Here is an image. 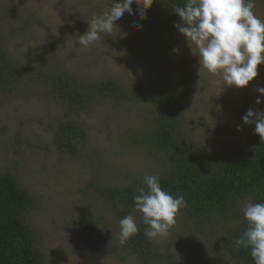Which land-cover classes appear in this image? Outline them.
Wrapping results in <instances>:
<instances>
[{
  "label": "rangeland",
  "instance_id": "obj_1",
  "mask_svg": "<svg viewBox=\"0 0 264 264\" xmlns=\"http://www.w3.org/2000/svg\"><path fill=\"white\" fill-rule=\"evenodd\" d=\"M114 2L0 0V44L20 72L16 87L0 92V174L11 173L35 197L27 224L47 264H242L220 247L225 224L213 220L203 227L183 209L168 236L150 240V249L139 255L130 239L120 244L119 221L131 214L145 232L142 213L134 204L125 213L108 193L116 200L120 189L146 187L144 175L163 173L166 155L143 139L151 134L153 105L137 93L154 75L177 76L169 92L182 143L215 158L244 144L255 125L243 123L248 110L264 112V96L257 91L264 87V64L247 86H226L218 96L220 77L199 69L195 46L174 24L148 38L136 5L111 35L102 34L88 48L79 46L77 36L86 31L87 20ZM255 4L264 20V0ZM62 74L78 85L75 89L100 83L114 87L93 93L84 105H67L51 90L52 78ZM61 124L78 129L74 152L54 143ZM248 202L250 197L240 205V219L228 226L243 221Z\"/></svg>",
  "mask_w": 264,
  "mask_h": 264
},
{
  "label": "trees",
  "instance_id": "obj_2",
  "mask_svg": "<svg viewBox=\"0 0 264 264\" xmlns=\"http://www.w3.org/2000/svg\"><path fill=\"white\" fill-rule=\"evenodd\" d=\"M185 2L155 0L143 24L147 37L157 38L173 24L180 23L174 8L183 6ZM19 76L16 61L8 57L0 44V92L13 90ZM175 79L177 76L172 74L154 75L137 92L140 97L151 101L155 112L151 134L146 133L143 137L145 144L167 157L160 176L161 187L173 196L183 195L187 202L183 211L203 227L213 220L225 224L219 237L220 247L237 258L239 263L254 264L249 250L237 249L232 243L246 229L247 221L241 217V223L228 226V222L240 219V205L246 198L250 197L251 202L264 203V142L255 133L254 125L243 145L234 144L221 156L207 158L201 147L188 148L182 143L181 131L176 130L178 111L172 105V92H169L175 90ZM51 86L60 102L81 106L93 93L104 94L114 84H85L75 89L78 85L62 74L52 78ZM77 134L78 129L74 126L61 124L54 134V143L63 152H74ZM137 193L128 188L120 189L116 200L108 194L114 205H122L124 212L128 213ZM35 205V197L18 184L14 175L0 174V264H47L38 238L27 224V214ZM130 243L139 255L146 253L151 246V241L141 230L130 238Z\"/></svg>",
  "mask_w": 264,
  "mask_h": 264
},
{
  "label": "clouds",
  "instance_id": "obj_3",
  "mask_svg": "<svg viewBox=\"0 0 264 264\" xmlns=\"http://www.w3.org/2000/svg\"><path fill=\"white\" fill-rule=\"evenodd\" d=\"M152 3L153 0H115L101 14L91 15L86 31L77 36L76 43L88 48L101 41L102 34L111 35L119 29L117 22L125 14L133 15L134 5L140 19H146V10ZM255 6V0H186L183 6L174 8L181 21L174 27L189 45L195 46L199 69L203 67L220 77L215 82L218 96L226 86H247L257 77L258 65L264 64V20L256 15ZM257 91L264 96V87ZM256 103L261 100L257 98ZM242 120L246 125L254 123L255 133L264 142V112L250 109ZM142 183L146 189L140 188L133 196L134 206L148 226L144 235L157 241L168 236L187 202L183 195L173 196L162 189L159 175H144ZM242 211L247 227L232 243L237 249L249 250L254 264H264V203L248 202ZM119 228L121 245L139 232L131 214L120 219Z\"/></svg>",
  "mask_w": 264,
  "mask_h": 264
}]
</instances>
